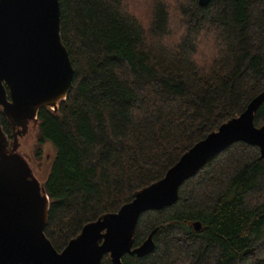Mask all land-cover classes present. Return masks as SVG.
Returning <instances> with one entry per match:
<instances>
[{
  "label": "trees",
  "instance_id": "1",
  "mask_svg": "<svg viewBox=\"0 0 264 264\" xmlns=\"http://www.w3.org/2000/svg\"><path fill=\"white\" fill-rule=\"evenodd\" d=\"M58 3L72 88L56 111L39 110L35 146L54 150L44 234L61 252L264 91V0ZM0 124L10 137L1 113ZM254 125H264V101ZM153 230V251L123 264H264L259 149L235 142L211 158L173 205L140 216L134 246Z\"/></svg>",
  "mask_w": 264,
  "mask_h": 264
},
{
  "label": "water",
  "instance_id": "2",
  "mask_svg": "<svg viewBox=\"0 0 264 264\" xmlns=\"http://www.w3.org/2000/svg\"><path fill=\"white\" fill-rule=\"evenodd\" d=\"M211 0H199L200 6ZM73 68L61 41L58 0H0V113L12 135L37 129L40 109L56 111L72 88ZM264 91L236 118L194 145L164 178L146 187L115 214L85 225L57 252L46 238L49 198L17 152L7 150L0 124V264H123L125 255L142 258L154 249L153 230L134 246L136 225L147 211L173 205L179 187L211 158L235 142L256 146L264 160V125L254 115ZM195 231L200 223H193Z\"/></svg>",
  "mask_w": 264,
  "mask_h": 264
},
{
  "label": "flooded vegetation",
  "instance_id": "3",
  "mask_svg": "<svg viewBox=\"0 0 264 264\" xmlns=\"http://www.w3.org/2000/svg\"><path fill=\"white\" fill-rule=\"evenodd\" d=\"M25 136H22V137L15 136L14 137V135H12V132H11L10 137L6 136L7 141H8L7 150L9 152L19 153V155L25 160V162L29 166V168L31 170V174L37 180V179H39V177H38V175H39V164H40L42 155L38 156L36 154L37 149H36L35 143H34V145L30 146L29 148L27 147V149H28L27 151H25V152L23 151L22 140L25 139ZM37 181L39 182V180H37Z\"/></svg>",
  "mask_w": 264,
  "mask_h": 264
},
{
  "label": "rangeland",
  "instance_id": "4",
  "mask_svg": "<svg viewBox=\"0 0 264 264\" xmlns=\"http://www.w3.org/2000/svg\"><path fill=\"white\" fill-rule=\"evenodd\" d=\"M35 134H36V130L34 132H31L29 129V132L25 136V139L22 140L23 147H24V148L22 147V149L24 152L28 150L27 147L29 148L30 146L34 145ZM53 154H54L53 147L50 144H45L42 149V157H41V161L39 164V175H38L39 179H37L39 180V183L41 184L47 175L49 166L52 161Z\"/></svg>",
  "mask_w": 264,
  "mask_h": 264
}]
</instances>
